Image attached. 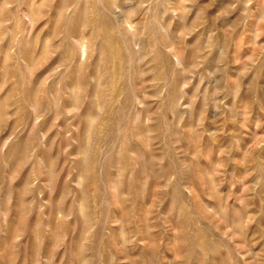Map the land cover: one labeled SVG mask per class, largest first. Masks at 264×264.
<instances>
[{"label":"rangeland","instance_id":"obj_1","mask_svg":"<svg viewBox=\"0 0 264 264\" xmlns=\"http://www.w3.org/2000/svg\"><path fill=\"white\" fill-rule=\"evenodd\" d=\"M0 264H264V0H0Z\"/></svg>","mask_w":264,"mask_h":264}]
</instances>
